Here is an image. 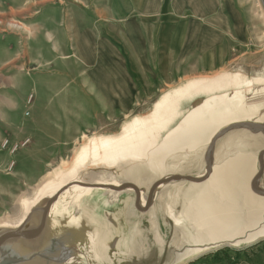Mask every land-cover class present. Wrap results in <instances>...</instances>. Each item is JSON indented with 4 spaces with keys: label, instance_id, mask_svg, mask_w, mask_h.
I'll use <instances>...</instances> for the list:
<instances>
[{
    "label": "rangeland",
    "instance_id": "obj_1",
    "mask_svg": "<svg viewBox=\"0 0 264 264\" xmlns=\"http://www.w3.org/2000/svg\"><path fill=\"white\" fill-rule=\"evenodd\" d=\"M258 78L264 79V7L259 0H0V223L14 220L21 200L78 153L105 151L84 148L94 138L120 136L137 119L150 117L169 93L175 97L171 102L187 96L170 111L176 116L159 132L157 143L211 95L203 88L219 86L212 93L217 95L243 91L232 100L214 98L210 105L217 104L215 116H223L222 122L250 119L264 106V81L259 85ZM199 141L194 149L179 150L166 160L176 165L169 172L141 175L139 208L145 211L136 206L135 188L118 193L95 189L82 197L69 191L48 211L47 247H42L41 236L1 241L26 230L24 224L17 231L0 229V248H10L21 260L18 264L51 259L48 251L55 246L61 252L55 260L77 255L84 264H96L88 256L95 253L102 264H236L253 259L257 249H264L263 241L259 246L263 236L237 239L264 225L262 196L250 186L264 149L262 133L229 131L210 154L212 176L197 184L178 180L158 187L147 207L151 187L167 176L205 175L207 144ZM243 155L247 167L233 168ZM124 169L123 164L89 161L80 175L131 181ZM209 183L211 201L200 189ZM210 202L229 220L239 221L237 233L230 227L223 230L233 237L219 236L218 222L210 216L216 207L204 208ZM68 223L84 225L93 237L84 238L80 251L65 241ZM5 259L0 252V264Z\"/></svg>",
    "mask_w": 264,
    "mask_h": 264
},
{
    "label": "bare ground",
    "instance_id": "obj_2",
    "mask_svg": "<svg viewBox=\"0 0 264 264\" xmlns=\"http://www.w3.org/2000/svg\"><path fill=\"white\" fill-rule=\"evenodd\" d=\"M221 77L225 79L226 75H222ZM258 79H262L258 81L259 83L261 81L262 82L264 81L263 78H258ZM201 80H207V79H198L197 82H200ZM207 82L208 81H206L205 83ZM249 82L250 80L247 82V86L249 85ZM231 85H235V84H231ZM259 85H262V83H260ZM217 89L220 90L221 87L219 86L214 87L212 90L208 88H203V92L210 93L211 95L205 98L199 106L195 108L193 107L192 109H190L183 116V118L180 120V122L176 126L168 130V132L164 135L163 139L159 143H157L156 141L157 135H160L159 132L163 130L170 123L171 119L174 116H176L175 112H170V111L172 110L174 105L178 104L182 98L187 96L186 93L178 97L177 98L178 101L174 100L173 102L171 101L175 97H173V94L169 93L168 95L163 97L158 102L156 109L153 110V113L151 114L150 117H147V118L141 117L137 119L134 124H131L125 127L124 132L120 136L103 137L99 139L94 138L91 141V143L89 145H85L84 148L86 150L92 149V148H100V149L104 148L105 151L104 150H101V151L89 150L87 152L81 151L80 153H78L75 159L67 167H65L61 172L55 173L54 175L50 177L46 176V179L38 186L34 194H32L31 196L29 195L28 197H25L21 200V204H20L21 207H20L19 214L13 217L14 220H10V219L3 220L2 223H0V229H4V230L14 229L15 230L25 224V227H27V229L24 231L32 232V229L37 228L41 225L43 213L47 205L51 204L49 208V214H50V212H52L53 210H55V208H57V206H59L61 196L64 193H67L69 191L78 192L77 195L82 197L85 193H89L92 190H95L94 189L95 186H100L102 187L100 189H106L107 191L118 193L122 190L120 189L113 190L112 188L120 187L124 183H133L135 184L136 187L137 186L139 187L140 189L139 195L141 196V194L143 193V190L140 188L141 187L140 185L144 183V180H141V175L143 173H148V172H151L157 175H163L166 172H169L173 168V166L175 167L176 165L168 164L166 163V160L169 159V157L172 154L176 153L179 150L189 149V148L194 149L195 147H197V143H198L197 140L199 141V139L197 138L202 139L203 141L200 140L199 142H201V144H204V145L207 144V147H208L210 145L212 138L218 131H220L221 129L233 123L254 122V121L257 123H264V121L260 120L261 113L264 111V106L262 109H258V111H256V113L253 116H251L250 119H244V118L243 119H232L231 121H229V119H226L225 122H222L223 120V116H222L218 120V118L215 116V113L218 108L216 107L217 104L212 106L210 105V102H213L214 98L215 99L221 98L220 100L222 99L232 100L235 98V96L240 95L241 92L243 91L241 90L234 91V92H231L230 94L226 93L227 92L226 91L224 93L222 92L223 94H220V95L212 94ZM259 105H262V104H259ZM244 109H246V107ZM226 111L228 112V109H226ZM195 112H197V114H194ZM223 114H225L226 116H229V114H227L226 112H223ZM236 116L239 117V115H236ZM258 138L259 136L255 138L256 141L258 140ZM122 139L124 140L120 141ZM243 141L244 140H240V143L243 144L244 142H246V141L244 142ZM242 157H243L242 159L239 157L240 160L236 161L234 165H232L233 168L243 167V166L247 167L246 164L248 163V161L246 163V160L244 158L245 156L243 155ZM237 158L238 157H236V159ZM89 161H92L93 163H105V164H110V165L112 164L122 165L123 164V166L125 167L123 172L129 179H131V181L119 182L118 180L114 179L113 175L110 180L104 179L96 175L92 177L90 176L83 177L80 175V173L83 171V168L86 167V164ZM245 167H244V170H246ZM227 169H228V166H227ZM241 170H243V168ZM189 176L197 177L192 174ZM221 179L222 177L220 176V178L217 179L218 182H221ZM211 183L205 184L202 188H200L202 189L201 196L205 198V200L211 199L210 194H209V189H210L209 186L211 185ZM163 185L165 184L160 185L159 188L162 187ZM241 185L240 186L238 185V186L242 188L243 185L242 186ZM135 186L134 187L130 186L126 189L135 188ZM144 198L145 197H143L142 199L143 203L144 201L146 202V199H147V198L146 199ZM232 199L233 198H231V200ZM249 204L251 205L252 203L250 202ZM211 206L216 207L214 211L210 212L211 213L210 216H212L215 219L214 220L215 222H218L219 236L220 237H228V236L233 237L234 235L232 233H237V230L239 228V224H238L239 221L235 218L233 220H229V218H227L226 215L222 213L220 209H218V206H216L212 202L204 203V208H209ZM252 206L254 205L252 204ZM245 211H248V210H245ZM47 222L48 224L45 225L44 231L41 234L42 247L44 248L47 247L48 245L49 230L51 228V223H49V220H46V223ZM68 224L71 227L69 228L70 235L65 238V241H67L70 244H74L75 246H77V249L80 251L79 247L81 246V243L84 240V238L88 236V238L92 240L93 237L92 235L89 234L90 232L88 233L84 225H79L78 227H72L70 223ZM229 227L232 233L229 232L230 230H226L227 232H223L224 229H228ZM228 232L231 234H229ZM258 236H264V225L261 226V228H258V227L255 228V231L251 232V234H249L246 238H239L237 239V241L240 243L243 239L249 240V239L257 238ZM0 252L3 253V255H5V257L7 258V261L14 260L16 258L12 254V251L10 250V248L8 247L0 248ZM59 256H60V249L55 246L53 250L48 251V257H50L51 259H48V260L47 259H40V260L37 259V260H31L27 263H20V264H84L82 262V259L78 257L77 255H72L70 256V258H68L67 260L63 262L55 260ZM88 256L94 263L102 264L100 261L101 259L97 256V253L89 254Z\"/></svg>",
    "mask_w": 264,
    "mask_h": 264
},
{
    "label": "water",
    "instance_id": "obj_3",
    "mask_svg": "<svg viewBox=\"0 0 264 264\" xmlns=\"http://www.w3.org/2000/svg\"><path fill=\"white\" fill-rule=\"evenodd\" d=\"M234 129H247L249 130L251 133L253 134H264V123H257V122H238V123H233L225 128H223L221 131L217 132L214 137L212 138L210 145L206 148L205 154H204V159L206 162V172L205 175L203 177H193V176H189V175H181V174H177V175H173L171 177H167L166 179L157 182L155 185H153L150 189L149 192V197L147 199V207L149 206V201L152 198V194L153 192L162 184H167L171 181H178V180H185V181H190V182H195V183H201L204 182L205 180H207L212 172H213V166L211 164V159H210V154L213 150V147L216 143V141L223 137L226 133H228L231 130ZM259 170L257 172V174L254 176L252 183H251V188L252 190L259 196L264 197V190L259 188V180L262 178V176L264 175V149L261 150L259 152ZM134 187L135 184L133 183H124L123 185H121L120 187L117 188H112L113 190H123L126 189L128 187ZM102 187L100 186H95L94 189H100ZM135 189L137 191V199H136V206L138 207V209L140 211H145L146 208H139V194H140V189L139 187L135 186ZM51 204L47 205V207L45 208V211L43 213V217H42V221H41V225L39 227V229L35 232H30V231H17V232H13L9 235H5L2 237L1 241L7 239V238H11V237H27V238H37L39 236H41L42 232L44 231L45 225H46V218H47V214L49 211ZM61 254V252H60ZM48 257V256H47ZM60 257V256H59ZM50 258V257H48ZM21 261L19 260L17 257L14 260H9L7 261V259H5V261L3 262V264H9V263H13V264H18V262Z\"/></svg>",
    "mask_w": 264,
    "mask_h": 264
},
{
    "label": "crops",
    "instance_id": "obj_4",
    "mask_svg": "<svg viewBox=\"0 0 264 264\" xmlns=\"http://www.w3.org/2000/svg\"><path fill=\"white\" fill-rule=\"evenodd\" d=\"M264 113V111L262 112ZM44 157H42L43 159ZM36 161H39L40 162V159L38 158H35V163ZM37 167V165H36ZM262 182L264 183V175L262 176V178L260 179L259 181V186L263 187L264 188V185H262ZM263 202H264V197H260ZM261 237V236H260ZM264 236L261 238V242L259 243V246L261 245L262 241L264 242ZM264 247V245H263ZM258 253L257 255L252 259L250 260H243L242 262L240 263H236V264H264V249H257Z\"/></svg>",
    "mask_w": 264,
    "mask_h": 264
},
{
    "label": "built area",
    "instance_id": "obj_5",
    "mask_svg": "<svg viewBox=\"0 0 264 264\" xmlns=\"http://www.w3.org/2000/svg\"><path fill=\"white\" fill-rule=\"evenodd\" d=\"M259 2L262 5V7H264V0H259Z\"/></svg>",
    "mask_w": 264,
    "mask_h": 264
}]
</instances>
